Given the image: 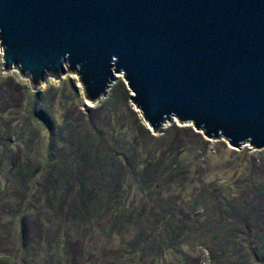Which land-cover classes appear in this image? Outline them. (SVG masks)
I'll list each match as a JSON object with an SVG mask.
<instances>
[{"label": "rangeland", "instance_id": "1", "mask_svg": "<svg viewBox=\"0 0 264 264\" xmlns=\"http://www.w3.org/2000/svg\"><path fill=\"white\" fill-rule=\"evenodd\" d=\"M2 65L0 50V264H264L253 255L264 148H233L176 119L152 131L121 73L90 102L75 72L32 87ZM62 158L68 166L53 172L65 175L64 204L48 208V174ZM85 178L95 179L89 188ZM87 192L88 213L77 214ZM168 222L176 240L162 231Z\"/></svg>", "mask_w": 264, "mask_h": 264}, {"label": "water", "instance_id": "2", "mask_svg": "<svg viewBox=\"0 0 264 264\" xmlns=\"http://www.w3.org/2000/svg\"><path fill=\"white\" fill-rule=\"evenodd\" d=\"M0 50L32 87L75 72L94 102L121 73L152 131L264 148V0H0Z\"/></svg>", "mask_w": 264, "mask_h": 264}, {"label": "trees", "instance_id": "3", "mask_svg": "<svg viewBox=\"0 0 264 264\" xmlns=\"http://www.w3.org/2000/svg\"><path fill=\"white\" fill-rule=\"evenodd\" d=\"M99 159L100 160L97 163L100 165L99 169H101V173H102L100 175V177L101 178H108L110 175L109 174L110 167L107 166V163H106L104 158H99ZM87 161L89 162V160H87ZM90 163L92 164V162H90ZM61 166H62V169L60 168ZM61 166H58L59 168L52 167V171H50V174H48L51 178H53V182H51L50 188H47V189H49V192L45 196L46 199H44L45 205L48 208L51 206L53 207L55 205V207L57 206V207H60V209H61L62 205L64 204V202H63L64 201V195L61 191V188H62L63 182L65 181V175L63 173H60V172L56 173L53 171H56V170L62 171L64 166H68L67 158H62ZM54 169H56V170H54ZM23 170H24V168H21V167L17 168L16 174L19 175L20 177H25V174L22 172ZM90 179L92 180V181H90L91 183H93V181L95 180L92 178H85L84 179V186L86 188L89 186V185H87V183H88V180H90ZM254 193L258 197L259 201L264 202V183L261 184L260 186L256 187V188H254ZM109 196H110V192H108V197ZM90 200H93L92 195L89 192L85 193V198L81 200V204L75 205L76 209H77V214H79V213L81 214V213H83V211L85 212V214L88 213V210H85L84 207H85V203L86 202L89 203ZM104 200H106V198ZM224 205L226 206L229 204H228V202L227 203L225 202ZM223 209L225 210L226 215L230 214L231 211H230L229 207H223ZM58 210H59V208H58ZM258 220H261V219L258 218ZM257 223H258V225L262 226L261 222L258 221ZM247 224H249V223H247ZM178 226H179L178 224L168 222V224H166L165 227H162V231H163V229L165 230L166 228H168L166 230L167 232H169L167 236L170 239L176 240L177 235H178V234H176V232L178 231ZM228 231L229 230H227V229L221 230V234L224 238L225 244H229V247L234 249L235 244L234 243L232 244L231 238L230 239L228 238V233H227ZM218 233L220 234V232H216L217 235H218ZM231 234H232V232H231ZM217 240H219V239H217ZM255 240H256V243L254 244L253 255H254V257H257L258 255L264 254V232H263V230L258 232V234L255 236ZM215 241L216 240H214V242ZM241 252H243V251H241ZM246 253H247V257L249 258V253L248 252H246ZM255 262H256V260H255Z\"/></svg>", "mask_w": 264, "mask_h": 264}]
</instances>
